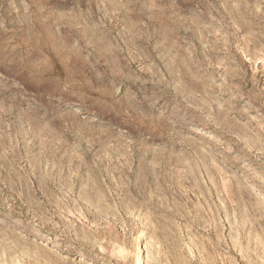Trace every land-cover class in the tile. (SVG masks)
<instances>
[{
    "label": "rangeland",
    "instance_id": "rangeland-1",
    "mask_svg": "<svg viewBox=\"0 0 264 264\" xmlns=\"http://www.w3.org/2000/svg\"><path fill=\"white\" fill-rule=\"evenodd\" d=\"M0 264H264V0H0Z\"/></svg>",
    "mask_w": 264,
    "mask_h": 264
},
{
    "label": "clouds",
    "instance_id": "clouds-1",
    "mask_svg": "<svg viewBox=\"0 0 264 264\" xmlns=\"http://www.w3.org/2000/svg\"><path fill=\"white\" fill-rule=\"evenodd\" d=\"M25 69H20V71H24Z\"/></svg>",
    "mask_w": 264,
    "mask_h": 264
},
{
    "label": "bare ground",
    "instance_id": "bare-ground-1",
    "mask_svg": "<svg viewBox=\"0 0 264 264\" xmlns=\"http://www.w3.org/2000/svg\"><path fill=\"white\" fill-rule=\"evenodd\" d=\"M206 251V250H205ZM82 259V258H81Z\"/></svg>",
    "mask_w": 264,
    "mask_h": 264
}]
</instances>
